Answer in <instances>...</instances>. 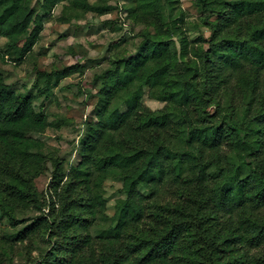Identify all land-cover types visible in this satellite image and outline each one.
<instances>
[{
    "label": "trees",
    "instance_id": "trees-1",
    "mask_svg": "<svg viewBox=\"0 0 264 264\" xmlns=\"http://www.w3.org/2000/svg\"><path fill=\"white\" fill-rule=\"evenodd\" d=\"M40 1L46 15L33 0H0V40H7L0 62L21 63L65 0ZM134 2L130 14L125 3L65 6L124 11L154 32L99 74L96 120L87 124L68 182L52 158L53 187L58 192L64 182L65 195L57 194L61 207L49 214L25 218L38 205L33 178L50 159L33 136L52 126L45 102L37 107L36 100L85 66L38 70V96L11 89L0 72V211L17 230L3 235L0 251L7 253L12 239L40 242L48 234L54 245L36 264H264V107L257 111L253 95L264 74V0H195L212 34L194 39L180 0ZM232 78L250 96L244 114L221 98ZM146 87L163 109L142 103ZM112 176L123 178L125 198L110 217L103 184ZM152 198L170 200L148 215Z\"/></svg>",
    "mask_w": 264,
    "mask_h": 264
},
{
    "label": "rangeland",
    "instance_id": "rangeland-1",
    "mask_svg": "<svg viewBox=\"0 0 264 264\" xmlns=\"http://www.w3.org/2000/svg\"><path fill=\"white\" fill-rule=\"evenodd\" d=\"M39 1L33 0V7L39 14L46 15L47 13L41 10ZM72 1L65 0L46 17L41 37L33 51L21 63L17 65L12 61L13 59L4 63L0 62V72L10 88L16 92L33 96H38L34 87L38 70L50 72L77 62L85 66L82 73L62 78L59 86L50 91L45 99L36 100L37 107L45 102L44 111L52 122V126L43 134H33V136L44 142V152L50 159L45 166L44 173L38 178H33V185L36 188L35 201L38 205L27 208L25 218H35L42 213L49 214V210H53L54 207H61V204H58L57 194L62 197L63 191L65 195L63 184L70 180L72 169L80 160V140L86 132L87 124L96 120L100 88L99 74L105 71L115 58L135 54L142 35L146 32H154L153 27L148 23L135 22L124 11L119 13L113 9L112 13L101 15L96 12H85L79 7L65 9V6L71 4ZM87 1L104 8L121 7L125 3L127 7L130 6L128 13L136 7L134 0ZM194 1L180 0V6L186 16L184 28L190 39L198 37L201 33L209 37L212 31L202 23L201 13ZM6 42L7 40L2 38L0 47L4 48ZM232 79L226 91L221 92V98L224 102L227 100L231 104L234 102L233 104L244 114L250 96L244 93L237 78ZM253 95L259 103L256 105L258 111L264 107V74L261 76L258 91ZM142 103L152 110L165 107V103L151 98L148 87L145 88ZM52 158L60 160L67 173V179L64 180L62 186L58 187V192H55L53 187L56 183L53 181L56 179ZM14 167L19 169V166ZM26 177L30 178L31 175L27 173ZM122 187L123 178L120 176L109 177L103 184L107 214L110 217L115 214L117 201L125 198ZM141 190L149 195L146 190L142 188ZM77 195H84V191L79 190ZM167 200L170 198L150 199L147 202V214L152 215L155 208L169 202ZM41 207L43 210L39 209ZM16 231L0 211V244L6 232H12L11 236L14 237ZM42 233L47 234V232ZM55 239L57 242L61 241L57 237ZM11 244L13 247L10 246L7 253L0 251V264H36L42 258L41 256H45L52 249L54 242L47 234L44 241L12 239ZM59 254L64 255V253Z\"/></svg>",
    "mask_w": 264,
    "mask_h": 264
}]
</instances>
